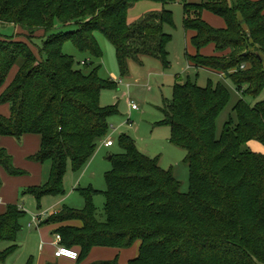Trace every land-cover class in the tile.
I'll return each instance as SVG.
<instances>
[{"label":"trees","instance_id":"1","mask_svg":"<svg viewBox=\"0 0 264 264\" xmlns=\"http://www.w3.org/2000/svg\"><path fill=\"white\" fill-rule=\"evenodd\" d=\"M141 2L164 9L129 23L130 11ZM177 2L184 5L185 31L195 33L191 42L197 54L187 53L191 64L226 74L243 96L264 97V0H0V24L18 29L15 38L0 36V106L9 108L8 116L0 113V139L42 137L41 150L31 160L50 167L49 179L25 191L39 210L44 198L66 196L69 168H86L108 138L115 112L100 100L102 91L116 84L102 80L97 70L85 75L64 53L65 44L100 60L96 33L101 32L115 47L122 77L130 75L132 61L142 64L147 57L167 68L172 35L165 27L175 23L165 6ZM206 11L220 16L225 27L210 26L203 19ZM68 27L76 29L63 30ZM210 44L215 55H202ZM230 101L223 83L209 80L202 88L177 82L163 109L171 142L187 152L189 193L181 192L172 171L163 170L124 134L125 152L111 157L113 170L106 174V220H98L97 192L89 189L82 191L84 210L66 207L45 224L59 226L54 235L78 251L77 261L95 248L123 250L141 242L138 257L128 264H264V155L243 150L253 141L264 145V98L254 106L241 99L234 108L237 122H228L218 138L217 120ZM0 168L10 176L25 175L1 146ZM2 186L0 175V192ZM25 214L10 205L0 215V242L14 243L0 253V261L17 249Z\"/></svg>","mask_w":264,"mask_h":264},{"label":"rangeland","instance_id":"2","mask_svg":"<svg viewBox=\"0 0 264 264\" xmlns=\"http://www.w3.org/2000/svg\"><path fill=\"white\" fill-rule=\"evenodd\" d=\"M259 2L263 0H251ZM192 4H200L203 0H188ZM163 6L154 2H141L137 4L129 13V23H135L141 20L148 13L161 12ZM166 10L172 11L174 16V26L166 25L165 32L172 35V40L168 45L170 66L164 67L158 59L144 58L142 64L132 61L130 63V75L122 77L118 64L116 50L109 39L101 32L96 33V38L103 53L102 59L98 60L90 55L81 54L73 43L68 42L64 46V53L75 58L77 68L82 70L85 75H90L94 71L102 80L113 81L116 86L112 89H104L101 93V106L103 108H113L115 112L109 118L110 131L106 140H112L115 146L107 148L104 142L99 144L96 154L81 172H73L69 168L65 178L66 196L59 199L60 210L68 207L77 211L86 208V198L82 191L93 189L97 193L93 196V203L97 208V218L99 221L106 220L105 203L107 191L106 174L113 170L111 161L112 156L122 155L125 150L120 142L122 135H128L134 140L138 149L150 158L157 159L160 167L165 171H172L174 176L181 183V192L184 194L190 191V169L186 162L187 152L185 149L176 146L171 142V127L163 124L165 114L163 109L165 105L172 100L174 86L177 82L185 84L189 81L206 88L211 80L214 84L223 83L231 92V101L226 109L221 113L217 120V137L220 138L228 122L233 120L237 122L234 108L237 103L244 99L253 106L264 97L253 99L250 96L241 95L231 80L220 78L217 74L201 70L198 72L188 60L187 53L190 56L197 54L192 45L191 39L194 32H186L184 29V5L183 3H171L165 6ZM203 19L214 28L225 26L224 20L211 12H204ZM75 27L63 29L74 30ZM18 29L14 25L0 24V36L4 38L17 37ZM40 44V41H38ZM214 45L205 47L201 54L212 56L214 54ZM89 60L88 66L80 65L82 61ZM120 81L123 83L120 84ZM138 106L139 110L133 111L132 105ZM0 113L9 115L8 106H0ZM244 151H252L264 155V145L260 142H252L243 147ZM3 182V181H2ZM3 187V186H2ZM2 190V189H1ZM1 193V192H0ZM24 193V191H23ZM23 195V194H22ZM21 195V196H22ZM55 201V197L48 198ZM27 204L25 216L21 218V231L18 235L17 249L7 258L6 261H0V264H40V257L44 252L56 249V235L51 236L54 230L48 229L54 227L53 224H45L49 215L42 219V224L34 222V216L49 211L50 202H43L42 209L39 210V204L34 199ZM47 203V204H46ZM53 212V211H51ZM41 226V228H39ZM45 230L47 241L42 235ZM41 231V232H40ZM41 233V234H40ZM47 233V234H46ZM14 243L9 241L0 242V253L8 252ZM140 242H137L129 249H107L118 259L119 264H128L139 253ZM99 264V263H98Z\"/></svg>","mask_w":264,"mask_h":264},{"label":"crops","instance_id":"3","mask_svg":"<svg viewBox=\"0 0 264 264\" xmlns=\"http://www.w3.org/2000/svg\"><path fill=\"white\" fill-rule=\"evenodd\" d=\"M224 27L221 26V28H224ZM213 55H215V50H214ZM190 67H194L195 70L198 72V74L201 70H206L208 72L217 74L222 79L228 80L226 77V74L224 73L216 72V71H212V70L204 69V68H196L193 65L192 66L190 65ZM251 143L252 142H250L249 144ZM41 145H42V137L39 135H34V134H27L23 136V138L20 141L10 136H5L0 139V146L3 149H6L9 155L13 158V163L15 167L25 172V175L14 177V176H10L4 169L0 168V175L3 181V187L0 193V215H4L7 212L8 207L10 205H17L23 211H25L26 209H29L28 207L30 206H28L27 204H23V203L25 200L27 201L26 203H29V202L31 203L32 202L31 200H34L35 197L30 194H25V191L33 187H40L48 181L49 174H50V167L48 165H43L42 163H38V162L31 160V157L37 155L40 152ZM114 146H115V143H114ZM112 147H107V148H112ZM48 198H53V197H46L43 199V202H50L48 203L49 211L48 212L46 211L45 213H47L49 216L50 214L61 211L58 208V205H60V202H61L59 201V199H63V198H55L54 202L50 201V199L48 200ZM69 225L81 227L82 223L72 222V223H69ZM39 228H41V226ZM58 228L59 226L54 225V227L48 230L49 232L51 230L56 231ZM39 230L42 231V235L44 236L46 229L45 230L39 229ZM54 231L51 233V236H54L55 238ZM46 237L47 236H44V239H46L47 241H51L50 239H47ZM140 246H141V242H140ZM48 249L46 252H44V255L40 257V264H98L102 262L115 261L113 260V257H115L113 253H108L111 251L107 250V249H113V248H95L92 250V252L86 259L81 260V261H73V260H69L66 258H57L55 257L56 249L54 252ZM139 251H140V247H139Z\"/></svg>","mask_w":264,"mask_h":264},{"label":"built area","instance_id":"4","mask_svg":"<svg viewBox=\"0 0 264 264\" xmlns=\"http://www.w3.org/2000/svg\"><path fill=\"white\" fill-rule=\"evenodd\" d=\"M85 61L83 62V65H85ZM123 82L120 81V84ZM131 109L134 110H139L138 106L133 104ZM104 145L107 147H112L114 146V142L112 140H106L104 142ZM48 216L47 213H43L38 216H34V222H37L39 225L42 223V219L46 218ZM55 257L57 258H66L69 260L77 261L79 259V253L78 251L74 249L67 248L62 245V237L60 235H56V251H55Z\"/></svg>","mask_w":264,"mask_h":264},{"label":"water","instance_id":"5","mask_svg":"<svg viewBox=\"0 0 264 264\" xmlns=\"http://www.w3.org/2000/svg\"><path fill=\"white\" fill-rule=\"evenodd\" d=\"M111 159V158H110Z\"/></svg>","mask_w":264,"mask_h":264}]
</instances>
